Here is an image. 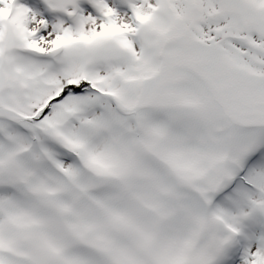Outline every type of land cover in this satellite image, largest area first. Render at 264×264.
Segmentation results:
<instances>
[{"label":"snow or ice","instance_id":"1","mask_svg":"<svg viewBox=\"0 0 264 264\" xmlns=\"http://www.w3.org/2000/svg\"><path fill=\"white\" fill-rule=\"evenodd\" d=\"M0 264H264V0H0Z\"/></svg>","mask_w":264,"mask_h":264}]
</instances>
